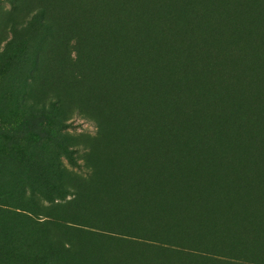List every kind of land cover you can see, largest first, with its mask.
Instances as JSON below:
<instances>
[{
	"label": "rangeland",
	"instance_id": "obj_1",
	"mask_svg": "<svg viewBox=\"0 0 264 264\" xmlns=\"http://www.w3.org/2000/svg\"><path fill=\"white\" fill-rule=\"evenodd\" d=\"M247 4L0 0V264H264V161L210 166L218 136L162 119L177 84L144 88L163 24Z\"/></svg>",
	"mask_w": 264,
	"mask_h": 264
},
{
	"label": "trees",
	"instance_id": "obj_2",
	"mask_svg": "<svg viewBox=\"0 0 264 264\" xmlns=\"http://www.w3.org/2000/svg\"><path fill=\"white\" fill-rule=\"evenodd\" d=\"M255 1L243 5L242 14L236 17L225 10H212L205 12L206 22L194 13L181 30L163 24L162 36L173 44L181 41V45L159 53L161 75L157 79L144 77L147 92L177 84L174 92L163 89L183 107L187 118H170L166 113L162 119L174 131L185 132L184 139L202 131L203 144L209 134L218 136L222 150L210 149L207 159L213 167L215 158L221 157L226 167L234 168L238 164L233 154L243 148L252 155L254 170L264 161V25ZM167 64L176 65L175 80L168 78ZM192 74L196 80L190 79ZM263 170L264 164L258 172ZM244 184L245 179L238 180L237 187Z\"/></svg>",
	"mask_w": 264,
	"mask_h": 264
}]
</instances>
